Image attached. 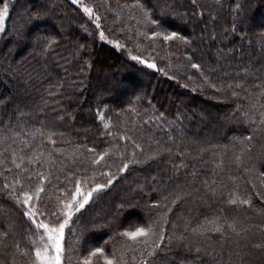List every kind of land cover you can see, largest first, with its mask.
Wrapping results in <instances>:
<instances>
[{
	"label": "trees",
	"instance_id": "obj_1",
	"mask_svg": "<svg viewBox=\"0 0 264 264\" xmlns=\"http://www.w3.org/2000/svg\"><path fill=\"white\" fill-rule=\"evenodd\" d=\"M140 2L159 29L124 7L133 0H82L96 21L72 0H0L9 13L0 31V264H33L42 232L11 194L15 180L21 201L43 188L30 206L45 222L51 213L62 219L59 201L71 199L77 181L85 193L105 185L66 225L64 264H82L95 247L104 253L92 264L113 254L141 264L145 245L121 233L159 225L164 212V240L149 264H264V0ZM37 10L47 15L31 20ZM34 36L55 42L45 50ZM130 159L141 162L119 171ZM208 221L225 225L223 234L206 230Z\"/></svg>",
	"mask_w": 264,
	"mask_h": 264
},
{
	"label": "snow or ice",
	"instance_id": "obj_2",
	"mask_svg": "<svg viewBox=\"0 0 264 264\" xmlns=\"http://www.w3.org/2000/svg\"><path fill=\"white\" fill-rule=\"evenodd\" d=\"M73 4H78L80 3V0H72ZM192 3L195 4L196 0H192ZM82 10L84 13L88 14L89 16H92L94 14V9L93 7H90L85 4H81ZM124 7H129V8H138L140 12L142 13V21L138 22H143L146 25H153L156 26L157 29L160 28L159 21L157 19L152 18L150 10L145 8V6L140 2V0H133V3L131 5H125ZM242 7L241 4H236L235 9H240ZM8 5L5 4L3 8H0V31L3 30L4 22H5V17L8 16ZM47 13H45L42 10H37L35 13L31 14L30 19L31 20H40L43 19ZM119 15V13H117ZM96 20H99L100 17L96 16ZM100 25L97 24V28H99ZM233 31H235V26H233ZM264 35V33H262ZM151 36L152 37H163V40L168 41L174 38H178L185 43H187V39L183 36H180L178 32L172 31V32H166L165 30H154L151 31ZM22 39L24 37H21ZM100 38L105 39L104 33L100 32ZM33 40H43L44 44L43 47L45 50H47L49 47H51L54 44V39L52 37H41V36H34ZM111 42V41H110ZM80 47H83L81 45ZM117 47L119 45L117 44ZM133 60H136L142 64H145L148 68H156V64L149 62L148 60L142 59L140 56H133ZM192 68L199 69L200 65L199 64H191ZM163 71V69H161ZM203 75V73H202ZM205 81H207V77H204ZM211 87H215V85H211ZM237 88L240 87L239 84L236 85ZM233 96H237L238 93L233 91L232 92ZM245 117H247V113H243ZM255 123V120L252 121ZM260 124L264 125V113H261L260 115ZM38 132L40 130H37ZM15 136H20V133H14ZM30 135H35V133H30ZM41 135L43 133L41 132ZM52 134L49 133L48 139L51 140ZM127 139V137H123ZM252 137L247 136L244 137V140H250ZM4 138H0L2 140ZM16 141L13 140V143ZM23 143L28 146L29 141L28 140H23ZM137 148L140 147V145H136ZM3 151H7V148H5ZM3 151H0V155H3ZM22 151V149L20 150ZM89 152L94 153V149H88ZM107 154V151L101 152L99 155H97L93 160V164L99 163L100 160L104 159L105 155ZM156 153H154L155 155ZM12 163L15 165L16 168H20L21 165L16 163L17 159V151L13 150L12 153ZM21 162L25 159V157L20 156L19 157ZM150 158V157H149ZM28 161L34 162L36 160L35 156H30L27 157ZM141 161L130 159L128 163H124L122 167H120L118 170L119 171H125L129 163H140ZM23 170V169H22ZM37 175H40V178L43 180L46 177L37 173ZM19 183V180H15L11 187L13 188V192L11 193L14 198L16 199L17 203H22L23 205H29L28 210L24 211V215L27 216L32 223L35 225V228L37 231L43 230L40 235H39V242L37 241H32L33 245L35 246L32 251L34 252V260L33 264H62L61 262V257L64 253V247L62 241L64 240V229L66 225L69 224V221L73 217V214L76 212H79L81 209L85 207V205L89 202L92 193L98 189H101L105 187L103 184H96L94 188L91 190L87 191L86 193L82 191L81 189V184L79 181L76 182V191L75 194L72 195L71 199H69L67 202L65 201H59L60 205L62 207L60 208V212L62 213V219L56 215V213H51L50 215L53 217L52 220H49L48 222H45L44 220L37 221L36 216L41 215L44 216L45 213L40 212L38 209H33L30 206V201L33 198V195H35L37 198H39L40 193L43 191V188L37 186L34 193L30 195L28 192H22L23 200L21 201L20 196L15 195V184ZM108 184L112 183V179H109L107 181ZM5 188L10 187V185L5 184ZM257 195H264V193L257 192ZM235 196V194H233ZM79 197V198H78ZM180 197L177 196L175 199L172 200V204L176 203V200H178ZM229 203L233 205L237 204H247L250 205V200L247 198L244 199H230ZM154 206L159 207V202H156ZM168 211H171V208L168 209ZM161 223L158 225L155 221L148 223L146 226H137L132 230H127L121 233L122 236L127 237L129 241L132 243L136 244H143L145 245L146 250H148V256L145 257L144 259L141 260V264H149L148 257H153L156 255V250L161 248V242L164 240V228L163 224L167 223V212H164L160 216ZM209 224H212L213 227L211 229H206L209 231L213 232H220L223 234L225 231V225L216 223L215 221H208ZM227 229H230L231 231L235 232L236 231V225L234 222L232 223H227L226 225ZM193 231H196L195 229ZM0 235H7V233H3ZM131 247V244L128 245ZM17 248H19V245H16ZM199 251V249H197ZM104 250L100 247H95L91 249L88 252V255L84 257L82 264H92V257L96 256L97 254L103 255ZM27 255V252L25 253ZM135 259V258H133ZM105 264H123V257H121L119 260L116 259L115 255L113 254L111 257L109 256H104Z\"/></svg>",
	"mask_w": 264,
	"mask_h": 264
},
{
	"label": "rangeland",
	"instance_id": "obj_3",
	"mask_svg": "<svg viewBox=\"0 0 264 264\" xmlns=\"http://www.w3.org/2000/svg\"><path fill=\"white\" fill-rule=\"evenodd\" d=\"M81 4H82V0H80V3H78V5L79 6H81ZM81 9H82V7H81ZM86 15H88V14H86ZM89 16V15H88ZM90 18H92L93 20H94V18H93V16H89ZM94 21H96V20H94ZM106 39V38H105ZM43 231V230H42ZM64 241V240H63ZM63 241H62V243H63ZM63 247H64V243H63ZM61 262H62V264H64L63 262H64V256L62 255V257H61Z\"/></svg>",
	"mask_w": 264,
	"mask_h": 264
}]
</instances>
